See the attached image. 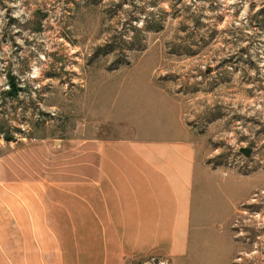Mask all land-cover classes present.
I'll use <instances>...</instances> for the list:
<instances>
[{"label":"rangeland","instance_id":"1","mask_svg":"<svg viewBox=\"0 0 264 264\" xmlns=\"http://www.w3.org/2000/svg\"><path fill=\"white\" fill-rule=\"evenodd\" d=\"M174 116L234 187L223 252L188 264H264V0H0V158L14 174Z\"/></svg>","mask_w":264,"mask_h":264},{"label":"crops","instance_id":"2","mask_svg":"<svg viewBox=\"0 0 264 264\" xmlns=\"http://www.w3.org/2000/svg\"><path fill=\"white\" fill-rule=\"evenodd\" d=\"M151 124L86 137L34 176L0 158V264L213 263L234 187L178 116Z\"/></svg>","mask_w":264,"mask_h":264},{"label":"trees","instance_id":"3","mask_svg":"<svg viewBox=\"0 0 264 264\" xmlns=\"http://www.w3.org/2000/svg\"><path fill=\"white\" fill-rule=\"evenodd\" d=\"M102 47L105 49V51H110V50H113L114 49V47H113V45H112V43L110 41H107L106 43H104L102 45ZM6 138L7 139H10L11 137L6 136Z\"/></svg>","mask_w":264,"mask_h":264},{"label":"water","instance_id":"4","mask_svg":"<svg viewBox=\"0 0 264 264\" xmlns=\"http://www.w3.org/2000/svg\"><path fill=\"white\" fill-rule=\"evenodd\" d=\"M242 151H244V153L248 154L249 153V148L245 147V148L242 149Z\"/></svg>","mask_w":264,"mask_h":264}]
</instances>
